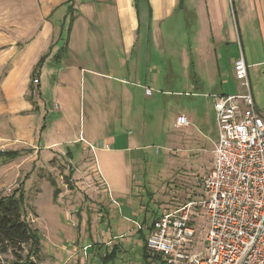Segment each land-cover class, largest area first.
Segmentation results:
<instances>
[{"label":"crops","instance_id":"obj_1","mask_svg":"<svg viewBox=\"0 0 264 264\" xmlns=\"http://www.w3.org/2000/svg\"><path fill=\"white\" fill-rule=\"evenodd\" d=\"M12 9L0 10V47L7 46L1 54L11 63L0 82V153L17 152L15 160L30 164L25 172L35 169L44 152L47 157L66 151L68 162L75 159L80 164L86 153L94 159H115L116 177L101 173L97 164L96 169L114 204L120 198L121 210L126 208L132 216L122 217L132 232L134 217L147 209L145 198L134 202L139 211L127 209L129 194L136 196L130 188V164L138 159L133 152H138L141 137L123 140L108 126L115 125L124 108L131 109L139 97L150 99L155 91L163 96L179 68L188 82L192 80L190 86L200 88L203 72L209 86L218 88L204 94L216 130L210 95L227 94L222 82L225 66H220L224 56L232 78L240 55L248 79L251 67L264 65V0H15ZM63 48L59 60H53ZM46 54L39 73L31 77L36 62ZM44 80H51L49 90ZM146 89L153 91L150 97ZM175 93L177 97L180 92ZM88 104L90 122L84 125ZM188 120L192 125L197 119ZM159 151L156 148L155 153ZM116 181H122L121 189ZM167 201L171 203L169 197ZM121 223L118 220L111 230Z\"/></svg>","mask_w":264,"mask_h":264},{"label":"rangeland","instance_id":"obj_2","mask_svg":"<svg viewBox=\"0 0 264 264\" xmlns=\"http://www.w3.org/2000/svg\"><path fill=\"white\" fill-rule=\"evenodd\" d=\"M14 4L15 0H0V10H14ZM6 47H0V82L1 76L11 66L8 57L1 54ZM224 58L225 61H221L220 66H225L223 71L226 75L222 82L226 93L243 92V88L231 77L228 58ZM176 72L174 84L164 88L163 96L160 91H155L150 99L139 97L133 102L131 109L124 108L115 125L108 126L120 132L123 140L128 137L137 140L141 137L138 152H133L134 156L139 154L138 159H133L134 163L131 161L130 164V188L136 196L129 194L128 199L131 201L128 202L127 209L132 213L141 209L136 203L140 198L148 200V193L151 194L148 195L151 200L154 195L159 204L155 205L153 200L145 205L147 210L156 207L160 213L169 206L168 197L173 207L182 204L188 197L196 200L203 195L202 179L212 168L213 142L217 130L210 122L212 108L204 94L218 88L209 86L208 76L203 72H200L199 77L200 88L190 86L192 80L188 78V82L187 75L180 72L179 68ZM50 84L51 80L43 81V85H48V90ZM185 84L187 86L184 87ZM249 85L257 109L264 114V65L250 68ZM44 92L46 93L45 89ZM175 92H180L177 97ZM81 112L83 114V105ZM129 112L127 116L125 113ZM180 113L188 118L196 116L197 120L192 125L178 128L175 126V119ZM83 116L86 125L90 122L89 104L86 112L84 108ZM99 123L101 124V119ZM44 126L46 125L41 126V131ZM10 133L12 134L11 131ZM156 148H159V154L155 153ZM66 153H51L45 157L44 152V157L40 156V162L31 172H25L29 170L30 164L25 161L24 164L20 159H1L0 162V195L23 193V218L29 222L40 241L38 264H100L96 255L97 246L110 250L112 245H118L122 249L115 264H144L140 259L142 246L139 236L129 231V222L122 218L128 216L133 219L132 216L127 215L126 208L121 210L120 198L114 204L96 169L97 164L101 173L116 177L112 170L115 159L107 156H96L94 159L91 153H86L83 160L80 159L81 164L75 159L70 163ZM20 168H23L22 172L18 175L14 173ZM116 184L122 188V181H116ZM125 186L128 188V177ZM142 189L145 190L143 194L140 192ZM55 190L58 192L53 196ZM123 205L125 206L124 202ZM137 216L142 218L140 214ZM137 216L134 218L139 221ZM120 219L122 223L117 230H111ZM194 226L197 230L196 245L200 248V242L208 232L205 216L197 215ZM107 242L110 244L106 245ZM148 263L161 264L158 260Z\"/></svg>","mask_w":264,"mask_h":264},{"label":"built area","instance_id":"obj_3","mask_svg":"<svg viewBox=\"0 0 264 264\" xmlns=\"http://www.w3.org/2000/svg\"><path fill=\"white\" fill-rule=\"evenodd\" d=\"M232 72L243 92L210 95L217 138L212 168L202 179L203 195L175 207L169 203L147 230L148 254L161 264H264V117L241 55ZM152 92L146 89L145 95ZM189 125L186 116L176 118L178 128ZM200 214L208 232L199 248L194 225ZM132 224L136 233L144 230L141 223Z\"/></svg>","mask_w":264,"mask_h":264},{"label":"trees","instance_id":"obj_4","mask_svg":"<svg viewBox=\"0 0 264 264\" xmlns=\"http://www.w3.org/2000/svg\"><path fill=\"white\" fill-rule=\"evenodd\" d=\"M182 0H180L181 2ZM71 17V16H70ZM73 21L72 17L69 18ZM66 51L65 48L61 49L60 52L54 55L53 60H59V57ZM47 54L40 57L36 62L35 69L32 72L31 77H34L39 73V69L43 66ZM17 157V152L9 151L6 154L0 153V160H11ZM58 191L55 190L53 196H56ZM145 192V191H144ZM147 194V192H146ZM150 196L151 194L148 193ZM147 195L146 206L149 202H155ZM23 193L13 192L9 196L0 195V264H38L39 254L41 249L39 248V237L31 229L30 224L23 218ZM156 203V202H155ZM157 204V203H156ZM155 204V205H156ZM165 210H162L163 213ZM159 209L153 207L145 211L141 217V224L144 226V230L138 231L137 235L141 241V255L140 259L144 264L148 263V259L152 261L158 260L159 258L155 255L150 258L147 247L145 246L146 236L148 234L150 225L155 219L161 214ZM98 250V251H97ZM103 249L101 246H97L96 255L100 264H115L122 253L121 247L118 245H112V248ZM4 256H9V259H3Z\"/></svg>","mask_w":264,"mask_h":264}]
</instances>
